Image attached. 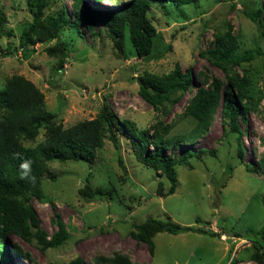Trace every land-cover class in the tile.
Returning <instances> with one entry per match:
<instances>
[{"label": "rangeland", "instance_id": "rangeland-1", "mask_svg": "<svg viewBox=\"0 0 264 264\" xmlns=\"http://www.w3.org/2000/svg\"><path fill=\"white\" fill-rule=\"evenodd\" d=\"M124 1L82 0V3L94 10H107ZM61 2L72 16V0ZM243 7L264 10V0L153 4L149 17L163 35L146 59L137 57L128 42L124 45L127 58L116 57L111 40L103 31L93 36L82 26L79 37L74 31L65 30L60 43L65 45L68 56L63 66L57 68V58L45 50L54 41L37 43L29 58L21 55L17 36L30 22L31 13L25 0H0L2 29L9 33L0 36V84L13 74L30 79L43 92L46 110L53 112L65 127L94 118L105 104L118 120L129 118L138 126L148 128L158 113L139 96L136 78L145 70L166 73L175 63L190 67L194 84L200 83L199 72L221 77V70L210 64L200 51L211 46L213 33L223 30L225 22L237 34L239 52L255 49L258 32L242 13ZM167 45L171 46L170 50L166 49ZM8 47L10 53H6ZM249 64L259 103L249 112L246 122L239 123L241 130H247L241 135L242 162L236 154L237 133L222 137L218 113L204 135L175 150L178 154L185 148L213 149L215 155L205 153L201 160L190 159V165H175L176 191L167 196L156 191L161 178L136 159L121 136L120 150L106 139L90 167L81 161L54 160L48 163V171L55 177H42L46 196L42 201L32 199V205L47 235L57 230L56 214L70 237L63 245L42 252L33 243L9 236L6 243L12 263L47 264L80 256L89 264L94 255L119 251L135 264H262L248 259L252 252L263 251L264 247L261 238L264 236V162L261 164L258 160L264 159V65L260 57ZM191 94L186 92L162 117L164 122L173 124L169 135L187 133L194 126L195 119L182 114ZM41 138L42 131L34 142L25 144L34 145ZM245 164L259 167L262 175L250 171ZM88 172L92 174V187L111 182L123 202L85 200L78 189L83 187ZM160 181L166 190L168 183ZM149 216H169L181 226H191L194 230L178 234L157 232L152 237L151 255L144 243L129 234L131 222L139 223ZM14 243L30 259L16 256L12 250Z\"/></svg>", "mask_w": 264, "mask_h": 264}, {"label": "trees", "instance_id": "trees-1", "mask_svg": "<svg viewBox=\"0 0 264 264\" xmlns=\"http://www.w3.org/2000/svg\"><path fill=\"white\" fill-rule=\"evenodd\" d=\"M196 1L126 0L107 10H94L84 6L82 0H72L73 11L72 16H69L61 0H25L31 20L20 30L17 48L24 58H29L37 43L49 44L54 41V45L45 50L55 55L58 60L57 68H60L68 56L65 45L60 43L63 31H74L81 37L83 26L93 36H99L100 31L105 32L111 40L116 57L127 58L124 45L128 42L137 57L146 59L154 52L163 35L149 17L151 6L155 3L172 2L178 5ZM241 11L254 23L258 32L254 50L239 52L237 34L232 32L230 23L225 22L223 30L213 33L211 46L200 51L210 64L221 70V77L199 72L200 83L194 84L190 67L183 68L175 63L166 73L157 74L145 70L136 78L139 96L158 113L148 128L138 126L129 118L118 120L105 104L94 118L80 120L65 127L53 112L46 110L43 92L30 79L19 74L5 78L0 84V264H13L6 243L9 236L33 243L42 252L63 245L70 237L56 214L54 222L57 230L50 236L47 235L40 226L32 205V199L42 201L46 196L42 188V177H55L48 171V163L54 160L81 161L90 167L97 150L103 147L106 139L120 150L121 136L127 141L136 159L168 183L166 190L163 189L161 179L156 186L159 194L167 196L176 191L175 165H190V159L201 160L205 153L215 155L213 149L200 148L193 151L185 148L178 154L175 150L204 135L218 113L222 137L229 138L234 132L237 133L236 154L242 162L244 147L241 135L246 134L247 130H241L239 123H245L249 112L259 103V97L255 96L258 89L249 63L260 57L264 65V10L262 7H243ZM1 21L0 36L8 35V31H3ZM170 48L167 45L166 49ZM10 52V48H6V53ZM188 91L192 94L182 114L192 116L195 124L187 133L169 135L173 124L164 122L162 117ZM40 131V141L34 145L25 144L34 142ZM25 160L31 162V174L29 178L21 179L20 165ZM258 160L263 164L264 159L260 157ZM120 164L125 173L121 160ZM245 166L254 173H263L259 167L249 164ZM91 178L92 174L88 172L83 187L78 189L85 200L109 199L119 204L123 202L113 183L106 182L104 186L92 187ZM125 178L127 179L126 175ZM262 199L264 200V191ZM130 225V236L137 242L144 243L151 255L154 252L152 237L157 232L178 234L194 230L191 226H181L169 216H149L139 223L131 222ZM261 238L264 242V236ZM12 250L16 256L30 259L20 245L14 243ZM248 260L263 264L264 247L263 251L252 252ZM47 264L88 263L82 257L75 256L66 262L49 261ZM89 264L135 263L128 255L114 251L110 255H94Z\"/></svg>", "mask_w": 264, "mask_h": 264}, {"label": "clouds", "instance_id": "clouds-1", "mask_svg": "<svg viewBox=\"0 0 264 264\" xmlns=\"http://www.w3.org/2000/svg\"><path fill=\"white\" fill-rule=\"evenodd\" d=\"M22 172H21V179H27L30 177L31 174V162L30 161H23L20 165Z\"/></svg>", "mask_w": 264, "mask_h": 264}]
</instances>
